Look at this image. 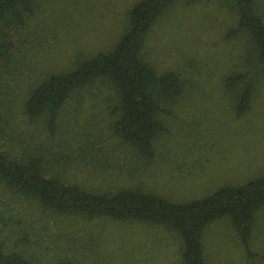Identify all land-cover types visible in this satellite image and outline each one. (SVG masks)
Returning <instances> with one entry per match:
<instances>
[{"label": "trees", "instance_id": "obj_1", "mask_svg": "<svg viewBox=\"0 0 264 264\" xmlns=\"http://www.w3.org/2000/svg\"><path fill=\"white\" fill-rule=\"evenodd\" d=\"M204 1L210 0H137L117 37L89 51L71 38L83 22L52 19L48 26L55 42H73V51L61 63L54 58L62 47L55 48L47 35L39 38L41 27L34 25L50 0H0V264H40L43 259L51 264H133L132 240L119 238L115 244L112 227L117 225L162 232L155 246H165L168 253L171 249L167 264H216L210 250L219 223L233 234V246L226 237L215 241L219 249L227 248L224 254L230 250L233 257L237 248L242 254L238 264H264V249L254 248L264 211V172L178 194L159 191L144 180L160 175L181 183L174 180L184 176L185 166L204 173L200 141L188 144L181 155L166 148L170 165L155 170L193 96L194 82L177 69L159 68L149 50L163 16L180 2ZM216 1L236 14L237 26L228 37L244 39L247 50L243 67L224 76L214 91L229 120H242L253 110L264 79V18L258 0ZM86 9L80 6L84 15ZM96 89L111 99L107 134L94 112L86 130H68L71 114L76 120L84 114V100ZM112 142L125 146L136 161L126 170L133 182L89 188L68 176L69 169L84 162L102 171ZM142 259L156 262L153 256Z\"/></svg>", "mask_w": 264, "mask_h": 264}, {"label": "rangeland", "instance_id": "obj_2", "mask_svg": "<svg viewBox=\"0 0 264 264\" xmlns=\"http://www.w3.org/2000/svg\"><path fill=\"white\" fill-rule=\"evenodd\" d=\"M136 1L50 0L49 3L51 4L48 3L38 13L34 25L41 27L38 30L39 36H41L39 38L47 35V39L53 43L52 45H55V48L56 45L58 47V44L59 49L62 47L63 52L61 51L58 57L53 58L58 62L65 63L67 59L64 57L73 51V42L72 40L55 42L48 26L52 19L62 21L67 17L69 18L67 20L75 19L73 24L78 21L83 22L81 27L71 35V38L77 40L75 42L78 47L84 50L99 49L117 37L125 23L127 11ZM83 4L87 8L86 15H84V10H80V6ZM258 6L264 18V0H258ZM77 19L78 21H76ZM237 21L236 14L222 7L216 0L190 5L180 2L163 16L154 28L149 41V50L154 63L161 69H177L184 74L185 79L194 82L190 88L194 92L191 94L193 96L190 99L187 98L185 105L187 108L184 109V115L176 121L177 130L174 131L175 134L172 138L167 141L165 149L163 148L162 155L155 165V170L168 167L170 163L166 158H169L172 153L177 152L176 155H181L182 150L185 151L188 144L193 145L200 141L202 157L199 158H202L201 168L204 172L193 173V169L190 170L189 167L185 166L180 172L184 176H180V180H174L181 183L169 182L167 178L160 175L156 178L144 179L148 185L159 191L178 194L182 189L196 191V188L202 185L212 189L221 181H245L250 176L264 172V79L259 84L258 96L253 110L248 117L242 120H229V114L225 112L227 107L214 91L224 76L237 71L246 63L242 58L247 50L245 40L228 37L230 29L237 26ZM78 30L81 37L77 36ZM33 36L36 37L38 34ZM93 92L91 97L84 100V107L81 109L85 110L84 114L79 115L77 120L76 116L71 114L70 120L66 123L68 130H73L74 127L79 126L86 130L89 114L94 112L99 113L95 115V119L99 123V129L102 133L105 135L109 131L108 127L112 118L108 111L111 99L106 101L109 94L106 95L105 91L100 92L97 89ZM195 123L200 124L196 125ZM68 130H66L65 139H68V135H70ZM183 141L186 146L179 149L180 142ZM115 144L117 143H111L114 147ZM114 147H108L105 150L104 155H109L106 158L105 166L101 168L102 171H95L89 162H84L82 165L76 164L71 170L69 169L68 176L75 182L89 188H105L111 185L133 182L134 180L130 179L131 176L126 170L130 168L128 164L135 166L136 161L132 160L130 152L125 146L118 144L115 149H113ZM166 148L170 151V156L166 155V152L164 156ZM132 174H134L133 178L135 179L139 177V173ZM192 177L199 179L194 180ZM112 228L113 233L116 234L115 239H117L115 244H119L121 240L125 241V239L132 240V249H136L133 264H145L142 259L143 255L145 257L153 256L156 262L152 264H167V260H172L171 249L168 253L165 246L159 248L155 246L157 239L162 234V232L159 234L157 229L140 225H117V227ZM213 232L216 242L218 239L221 241L222 238L226 237L232 245L233 234L227 224L215 225ZM256 235V247L254 248L259 251V249H264V211L260 216ZM119 238L121 240H118ZM215 241L212 242L210 250V253L214 254V263H239L242 254L236 247L232 257L229 253L230 250L224 254L222 251H226L227 248L225 249L224 246L222 250L219 249ZM167 244H171V242H167ZM231 245L228 247L231 248ZM143 246L145 247L144 251L137 250ZM150 250L152 252L149 253ZM48 260L43 259L40 264H51V259ZM157 260L160 261L157 262Z\"/></svg>", "mask_w": 264, "mask_h": 264}]
</instances>
